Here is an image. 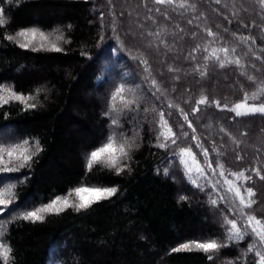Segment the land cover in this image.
I'll list each match as a JSON object with an SVG mask.
<instances>
[{"label": "trees", "instance_id": "1", "mask_svg": "<svg viewBox=\"0 0 264 264\" xmlns=\"http://www.w3.org/2000/svg\"><path fill=\"white\" fill-rule=\"evenodd\" d=\"M182 2L0 0L9 21L0 27V84L13 85L24 94L42 89L35 109L25 111L19 103L0 107V142L35 138L43 149L33 157L30 168L0 174L12 177L0 187L17 185L16 204L0 213V223L7 222L6 234L0 239L13 247L15 264H255L254 254L242 255L253 242L250 235L217 253L171 251L194 238L223 243L222 217L231 216L224 203H209L211 187L202 192L189 183L173 154L179 147L191 146L203 164L193 134L209 149V160L220 159L226 172L246 170L245 174L252 176L244 186L254 189V214L264 219V180L252 172L259 168L264 175V116L235 117L228 109L197 104L206 96L231 107L245 91H255L256 84L240 75L241 71L254 75L256 83L264 80V62L256 59H264V8L258 0H186L181 8ZM33 26L45 32L60 29L68 40L60 45L63 51L33 52L4 38ZM206 29L217 35L208 36ZM155 33H160L159 38ZM232 33L252 39L240 41ZM161 39L167 46L159 43ZM197 45L200 48L193 52ZM223 46L236 48L235 54L230 51L229 55L239 56L243 68L234 64L219 68L214 60L205 62L213 48ZM189 56L195 59H186ZM197 65L200 70L207 66V77L194 71ZM169 66L179 71L170 72ZM121 83L135 88L139 106L121 114L120 127L113 128L104 112L112 91ZM170 103L188 113L195 133ZM194 107L200 111L194 114ZM145 108L150 111L146 113ZM159 112L165 113L178 136L180 125L189 133L180 136L176 146H157ZM221 126L231 135L221 132ZM113 131L129 138L134 131L139 133L137 147L130 152L129 169L116 175L114 170L97 165L87 172L85 156ZM213 147L225 155L217 157ZM237 154L241 160L236 159ZM170 166L165 175L164 169ZM208 175L213 182L221 180L214 195H225L226 185L218 171L215 176ZM81 181L88 186H116L118 192L87 210L67 209L47 215L43 222L13 219L21 211L66 194ZM181 195L187 199L179 200ZM208 255H213V260H208Z\"/></svg>", "mask_w": 264, "mask_h": 264}, {"label": "snow or ice", "instance_id": "2", "mask_svg": "<svg viewBox=\"0 0 264 264\" xmlns=\"http://www.w3.org/2000/svg\"><path fill=\"white\" fill-rule=\"evenodd\" d=\"M11 2V0H9ZM22 2V0H20ZM219 3V0H216ZM260 6L264 8V0H258ZM156 4H172L173 0H154ZM186 0L180 3L179 7H185ZM19 6V3L17 4ZM159 11V9H157ZM8 18L4 15V9L0 7V27H4L8 23ZM189 24L192 21H188ZM71 28V24L68 25ZM208 36L215 37L217 34L211 29H206ZM227 32V29H224ZM150 35H152L150 33ZM195 36V33H192ZM232 35L240 41H249L251 37H236L235 33ZM155 36L159 38L160 33H155ZM6 40L15 43L19 48L24 50L37 51H63L60 46L61 43H68L63 32L60 29H53L52 32H45L40 27H24L15 32V34H6L4 37ZM161 45H166L164 40H159ZM254 43V41H253ZM200 45L193 48L195 52ZM206 50V49H205ZM235 54L236 48L229 49L227 46L213 48L208 56L204 57L205 62L214 60L219 68H226L228 65H236L238 68H243L241 58L236 56L232 58L229 53ZM264 52V49L261 50ZM251 52V49H249ZM220 53L223 54L221 57ZM83 54V53H82ZM254 54V53H253ZM186 59H195V57L189 56ZM256 59H264L260 56H256ZM142 63L147 64L144 60ZM255 68V65L251 66ZM170 72L179 71V69L169 66ZM194 71H198L201 78H205L208 75L207 66L204 70H200V66L197 65ZM240 75L246 76V79L256 84L255 91L249 93L245 91L243 97L238 102L232 104L229 107L228 104H221L220 100H209L206 96H201L197 101L198 105H215L217 109H228V111L234 113L235 117H248L259 114L264 116V80L256 83V77L254 75H248L245 71H241ZM178 79V77H175ZM151 84L156 87L157 92L160 91V87L155 79L151 80ZM42 89L37 88L33 93L24 94L16 91L15 86L0 84V107L11 103H19L22 105L23 110L28 111L35 109L38 105V96ZM139 106V98L135 95V88H126L124 83L119 84L112 91L108 98V110L104 112V116L110 119V125L113 128L120 127V115L126 112H133ZM170 108H178L181 112L184 122L189 129L195 133L193 122L189 120L188 113L184 112L178 105L169 104ZM147 113L150 110L145 108ZM154 111V109H153ZM200 111L199 107H194L192 112L195 114ZM115 113V116L113 115ZM169 116L171 113L168 114ZM159 119L156 123L159 126L157 132V146L159 148H169L176 146L180 139V136L187 137L188 132L182 131L183 126L180 125V136L173 131V127L169 124V121L165 119V113H158ZM221 132L227 135H231L227 132L223 126L220 128ZM139 133L134 131L133 137L129 138L123 133H117L113 131L100 146L92 149L85 156V167L87 172H91L97 165H101L107 169L114 170L116 175H120L125 170L129 169V163L131 157L130 152L137 147L135 143V137ZM191 139L195 142V147L199 149V155L204 158V163L201 164L196 158V153L192 151V147H179L177 152L173 153L178 156L180 164L183 166L185 176L189 183L194 187L204 191L206 187H211L212 191L209 193V203L216 206L218 203H224L227 213L223 215V224L221 225L225 229V241L221 243L217 239H199L194 238L186 240L176 247L172 248V252H203L217 253L223 247H228L231 243H236L245 240L249 235L252 236L253 242L248 245L246 251L242 254L247 256L248 254H254L255 264H264V219L258 218L254 214L253 206L257 203L255 196L256 193L252 187L244 186V182L251 181L252 176L246 175V170L231 171L225 169L224 163L220 159L215 161L209 160V149L204 146L200 138L196 135H192ZM234 142L239 145V141ZM223 146V145H222ZM40 141L33 138L32 140L24 139L18 143H4L0 142V174L16 173L22 168H30L33 157L38 155L42 151ZM212 152L216 153L217 157L225 155L213 147ZM189 158L191 160V166L189 165ZM237 160H241L242 157L237 154ZM215 163V168H213ZM170 168L164 169L165 175L169 173ZM218 174L223 178V185L225 195H220L218 198L214 195L217 193L218 188L221 186V180L217 179L215 182L209 177V173L215 176ZM252 172L261 180H264V175L261 174L259 168H253ZM231 176L233 179H229ZM12 177L7 175H0V183L4 180H10ZM205 181L206 183H202ZM237 181L240 183L238 184ZM24 183V181H19ZM17 185L14 183H8L4 187H0V213H5L6 210H10V205H15L17 201L16 196ZM243 188V191H242ZM118 192L116 186H88L87 183L81 181L80 186L70 188L64 195H55L53 199L46 204H42L39 207H33L30 210L21 211L13 219H21L23 221H29L31 223L43 222L47 215L64 212L67 209H73L76 212L87 210L94 204L104 200H110ZM230 194V195H228ZM187 196L181 195L179 200H186ZM23 203V202H21ZM19 206V205H17ZM6 224L0 223V238L6 234ZM13 247L3 239H0V264H15V256L13 255ZM213 255H208V260H213ZM234 264V262H229Z\"/></svg>", "mask_w": 264, "mask_h": 264}, {"label": "rangeland", "instance_id": "3", "mask_svg": "<svg viewBox=\"0 0 264 264\" xmlns=\"http://www.w3.org/2000/svg\"><path fill=\"white\" fill-rule=\"evenodd\" d=\"M126 12H128V11L126 10ZM133 26L136 27V23H133ZM130 33H131L132 35H134V36L140 37V34H138V33H134V32H132V31H131ZM161 62H162V61H161ZM207 125H209V121L207 122ZM110 126H111V125H110ZM6 130H8V129H6ZM253 149L256 150L257 147H256V146H255V147L253 146ZM51 264H53V263H51Z\"/></svg>", "mask_w": 264, "mask_h": 264}]
</instances>
